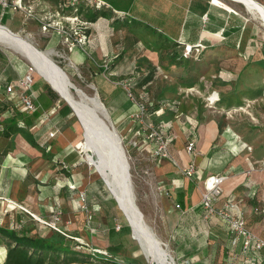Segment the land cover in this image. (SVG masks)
<instances>
[{
	"label": "rangeland",
	"instance_id": "374dc122",
	"mask_svg": "<svg viewBox=\"0 0 264 264\" xmlns=\"http://www.w3.org/2000/svg\"><path fill=\"white\" fill-rule=\"evenodd\" d=\"M209 2H211L210 5H206ZM111 5L114 6V4ZM53 7L49 6L48 8L52 10ZM150 14L159 17L167 15L177 21L185 19L188 14L187 26L194 29L198 28V30L204 29L203 26H205L210 31L204 30V35L199 40L200 45L208 44L210 42L209 35L212 36V34L220 36L218 38L219 42L217 45L206 49L199 46L193 47L192 44H188V48L185 44L183 47L173 48L166 56L175 57L176 54L181 53L184 61L189 58L192 62V66L188 64H185V67L180 66L179 69L181 70L174 69L176 66H162L161 64L152 66L149 60L142 57L136 56L135 59L136 52L134 51L126 52V55L131 54V58H134L135 61H132L133 65L131 67L124 68L119 65L116 66L114 62L119 55L124 54L121 47L125 44L143 41L142 37L143 39L147 38L144 35L141 37V33H145L146 29L127 25L128 23L125 24L124 21L127 19V15L122 19L120 17L115 20L113 19L115 17L113 13L110 18H107L104 30L96 28L100 24L98 22L100 19L96 20L95 27L91 29L92 31L95 28L93 41L90 40L85 44V49H83L80 56H77V52L68 50L64 42L55 43L51 41L56 47H48L52 45L51 42L46 46L50 40V33H45L36 21H25L21 13H15L6 23L16 31H19L22 27L19 34L26 37L37 48L53 50L51 56L54 61L66 71L75 85L90 95L96 93L101 98L97 81H104V87L117 88L123 96V82L131 84L133 80L136 82L141 81L150 73V70H155L156 74L151 85L149 84L147 87L140 89L139 94L141 98L148 102L147 120L156 126H158V123L154 119L157 118L155 117L157 111L152 110L150 112V110L155 106V98L161 92V88H164L160 95L161 100L167 98L169 101L176 100V97H173V99L167 97L172 95L168 87L177 85L174 79L175 76L169 69L175 71L174 73H178L177 75L187 73L186 76L195 77L196 82L193 85L185 86L177 91V94L181 95V98H179L180 103L183 102L182 104H184L186 102L188 107V109L180 108L178 114L182 115L186 111H190L194 113L193 117L201 119L204 117L203 114L207 108L211 109L212 115L218 114L221 127L224 125L226 128V132L223 131L222 133H229V143H225L223 156L220 160L223 166L231 163L230 171L235 175H241L244 172H249V174L254 172L257 175L263 174L261 183L264 185V68L256 66L254 59L248 61L247 58L248 52L255 58L264 53V26H262L260 19L255 13L247 10L243 4L232 0H150ZM228 26L234 27L233 29H227ZM222 28L225 32L221 33L220 29ZM254 30L256 35L252 36ZM99 33H103L105 38L100 39ZM191 37L196 38V34L194 33ZM0 47L22 59L27 65V70L32 74L43 77L34 69L27 58L2 44H0ZM216 48L218 50L214 51ZM147 53L149 55L150 51ZM165 54L166 52L163 51L162 55ZM148 55L147 57L150 59ZM166 59H164L165 64L168 61ZM190 66L193 68V75H189L188 69H190ZM121 72H123V75H120ZM51 89L59 102L67 104L56 90ZM222 93L223 98L221 97ZM173 96L175 95L173 94ZM101 100L108 109L106 102L102 98ZM73 111L72 109L69 114V129L74 134L77 149L83 155L80 166L85 167L89 176L97 178L102 187V192L106 196L115 200L103 179L96 176L94 167L89 165L84 158V152L89 151V149H85L82 144V129ZM107 122L117 129L122 138V145L130 166L136 202L148 223L152 225L158 236L166 243L164 247L173 256L166 238L169 233L167 213L170 207L167 199H165L166 193L163 182L158 177L160 158H154L151 155V145L148 142L145 143L141 136L125 133L120 125L121 123L113 118L109 109ZM51 132H55L54 135H51ZM57 132L58 130L55 131V129L50 131L48 138H53ZM190 138H193L197 143L196 132H193ZM186 144L187 140L183 142L184 148ZM48 148L52 150V145ZM195 150L190 153H194ZM26 164L24 163V166L28 167V170H32L31 166ZM61 165L64 164L59 159L44 160L42 158L38 160L33 170L38 188L42 190L48 186L55 178L56 168H61ZM70 187L73 188L74 185L70 184ZM80 197L81 199L85 198L84 191L80 192ZM8 204L27 214L23 218L24 224L29 225L31 222L35 224L33 234L36 233L41 236H50L54 233L62 234L66 237L67 244L72 246L75 252L78 253L77 259L68 260L61 255L55 263H49L48 261L46 264H152L146 258L137 241L131 237V233L123 232L121 234L122 238L117 237V241H110L112 246L118 247L117 251H114L110 249L109 237L104 240L102 236H99L101 234L98 232V226L93 224V217L90 215L86 216L85 223L87 226L85 228L81 229L79 224H77V227H73V221L65 215L66 212L61 202L59 205L63 215L56 223H53L52 216V209L57 206L54 201L50 204L44 201L39 202L38 211L34 209L33 205H27L26 202L18 200H8ZM20 204L30 213L21 209ZM80 208L89 211L86 204L80 205ZM118 215L117 219L114 220V226L117 230H120L124 226H128V222L120 208L118 209ZM94 253L101 254L104 258H99ZM237 256L238 258L235 257V259L241 261V258L239 259L240 254ZM173 259L174 264H182L174 257Z\"/></svg>",
	"mask_w": 264,
	"mask_h": 264
},
{
	"label": "crops",
	"instance_id": "0c3cea01",
	"mask_svg": "<svg viewBox=\"0 0 264 264\" xmlns=\"http://www.w3.org/2000/svg\"><path fill=\"white\" fill-rule=\"evenodd\" d=\"M104 1L120 14L127 15L126 17L130 16L138 20H147V23L148 21L150 22V0ZM258 1L264 4V0ZM210 3L206 5H210ZM111 4H114V6ZM12 17L0 15V24L13 30L6 23ZM185 19L188 21V14ZM106 20V18H100L98 20L100 24L96 28L104 30ZM93 27H95V24H93ZM233 27L228 26L227 29H233ZM203 28L201 30L190 26L183 28L180 34V41H189L195 33L196 38H191L195 46L206 49L217 45L220 36L215 34L209 35L210 42L208 44H199L201 36L204 35V30L210 32L205 26ZM94 30L90 33L89 41H93ZM220 30L221 33L225 32L223 28ZM13 31L19 33L22 31V27L19 31ZM98 35L100 39L105 38L103 33ZM143 35L147 38L143 39ZM141 37L143 41L125 44L121 47V51L124 54L119 55L115 59L116 66L131 67L133 65L132 61H135L136 56L149 60L152 66L162 63L160 52L150 49V32L146 30L145 33H141ZM53 39L54 37L49 41ZM179 46L183 47V45ZM48 47L53 48L55 46ZM217 50L218 48L214 51ZM129 51L136 52L135 59L131 58V54L126 55V52ZM148 51H150L149 55ZM74 52H77V56L82 53L77 50ZM247 58L248 61L254 59L256 66L264 68V53L255 58L248 52ZM170 66H176L174 69L180 68V66L173 64ZM169 71L172 74H176L174 73L175 71ZM27 72V65L22 59L0 47V99L7 96L5 94L7 84L14 82L20 88L19 80ZM122 73L120 75H123ZM101 84L105 91V102L109 112L115 120L121 123L120 125L125 133L133 134L134 124L130 121L133 108L128 102L125 93L123 92V96H121L117 88L104 87V81H101ZM180 88L183 87L180 85L173 86L172 95L167 96L170 99L176 97V100L165 102L154 109V111H157V116H155L157 118L154 121L158 123L160 128L162 127L165 135L171 136L169 149L172 157L160 158V163L158 164V177L163 182V188L166 193L165 199H167L171 208V210H169L170 208L168 209L167 213L169 233L166 235L171 253L182 264H252L246 260L237 261L235 259V257L238 258V254H240L239 259L241 258V246L230 244L232 233L226 227V223L216 216H205L206 210L202 205V180L186 177L181 169L192 160L196 164L198 174H202V176L208 174L225 175L221 183L223 194L214 201V206L221 207L226 202H229L233 205L230 211L233 214L242 211L248 228L262 238H264V185L261 183L263 174L257 175L254 172L250 174L249 172H244L241 175H235L230 171L231 163L223 166L220 160L223 156L225 143H229V133H222L226 128L224 125L221 127L218 114L212 115L210 108L204 111V117L201 119L193 117L194 113L190 111L179 115L180 108L188 109L186 102L184 104H182L183 102L180 103L179 98H181V95L177 94ZM33 89L35 93L34 100L38 105L37 111L39 110L43 115L44 112L54 109V113L50 120L46 122H41V115L37 118L34 115L28 116L31 121L27 124L24 123L22 130H28L30 138L37 139L40 146H44V142H50L52 150H49V152L52 154V158L44 157L42 152L33 146L22 132L10 136L0 135V227L11 228L27 216L20 209L10 206L8 200L26 202L27 205H33L36 211H38V203L41 201L48 204L54 201L59 208L61 202L66 212L65 215L73 221V227H77V224H79L81 229L85 228L87 226L85 223L86 216L90 215L93 217V224L98 226V232L101 234L99 236H102L104 240L109 237L108 241L111 247L110 241L115 242L117 237L122 238L121 234L124 232V227L117 230L114 226V220L119 216L117 202L115 204V200L106 196L102 192V187L97 178L89 176L85 167L80 166L83 155L77 149L74 134L69 127L61 128L64 123H58V121L64 120L65 117L69 118L63 108L65 104L59 102L43 77L34 75ZM221 97H224L223 93ZM11 98L20 104L17 95ZM197 113L199 114V112ZM54 129H58V132L53 138H48V133ZM193 132L197 134L196 150L194 153H188L183 146V142L188 140ZM42 158L44 160L59 159L64 165H61V168H56L55 178L41 190L37 186L38 183L33 170L36 167L35 163ZM24 163H27V166H31L32 170H28ZM70 184H73L74 187L71 188ZM81 191L85 192L84 199L80 197ZM82 204H86L89 207V211L81 209L80 205ZM34 225L33 222L29 225L24 224L26 228L31 229L30 233L35 230ZM0 253V264H2L7 253L6 239L3 238H0ZM262 255L264 262V249L262 250ZM253 256L254 254H249L247 259L252 261Z\"/></svg>",
	"mask_w": 264,
	"mask_h": 264
},
{
	"label": "built area",
	"instance_id": "2783aa9c",
	"mask_svg": "<svg viewBox=\"0 0 264 264\" xmlns=\"http://www.w3.org/2000/svg\"><path fill=\"white\" fill-rule=\"evenodd\" d=\"M49 6L54 7L51 10L48 8ZM89 7L101 9L108 7V5L104 0H0V15L12 17L15 13H21L25 21L33 20L40 24L41 29L45 33H50V39L54 35H57L60 39L59 41L64 42L68 50L71 51L75 45H78L83 50L85 49V44L89 42L91 29L94 24L83 13L84 9L87 10ZM81 8L83 9L82 12L80 11ZM188 47L189 45H187ZM30 69L32 68L30 67ZM33 80L34 76L32 72L28 71L19 80L20 88L14 82L7 84L5 87L7 97L11 98L17 95L20 101V108L26 113H32L37 109L34 100L35 93L31 90ZM122 85L137 109L131 115V122H138L145 126V130L137 129L133 134L141 136L145 143L148 142L151 145L150 152L154 158H171L169 149L171 136L165 135L162 127L160 128V126H156L147 120L146 110L148 106L146 102L136 96L129 84L123 82ZM53 113L54 109L44 112L40 118L41 122L46 121ZM57 130L55 129V131ZM54 133L51 132V135H54ZM195 147V140L189 138L185 147L186 151L190 153L195 150ZM181 171L188 178L202 180V205L206 210L205 216H216L226 223L229 231L232 233L230 244L241 246V259L252 264H264L262 258L264 238L256 235L248 228L243 212L239 211L237 214H233L230 211L233 205L229 202H226L221 207H216L213 204L222 195L223 189L221 183L225 177L217 174L205 176L198 174L194 161H190ZM20 207L28 212L21 204ZM52 213L53 223L60 220L63 215L62 210L57 206L52 209ZM23 226L24 220H20L15 225L18 229ZM249 254H254L252 261L247 259Z\"/></svg>",
	"mask_w": 264,
	"mask_h": 264
},
{
	"label": "trees",
	"instance_id": "16d2710c",
	"mask_svg": "<svg viewBox=\"0 0 264 264\" xmlns=\"http://www.w3.org/2000/svg\"><path fill=\"white\" fill-rule=\"evenodd\" d=\"M80 11L82 12L83 9L81 8ZM85 17L92 22H95L96 20L100 18H110V16L114 13L115 17L113 19H118L121 17V19L125 16V14H120L118 11L114 10L111 7H103L101 9H97L95 7H89L87 10L84 9L83 11ZM125 24L131 25L133 27L136 26V28H145L150 32V49L156 50L160 52V59H161V65L162 66H170V65H178L185 67V64L191 65V60L189 58H186L184 61L182 58V54H176L175 57L166 56L171 52V50L179 45H194V42L190 38L189 41L181 42L180 41V34L183 28L187 27V20L182 19L181 21H177L173 18H169L166 16H156L150 14V22L147 20H138L135 18H131L130 16L127 17V19L124 21ZM252 36L256 35V31L254 30L251 34ZM54 39L52 42L59 43V37L57 35L53 36ZM49 41L48 43H50ZM51 42V43H52ZM57 45V44H56ZM51 46H55L53 43ZM56 47V46H55ZM180 47V46H179ZM83 51L78 45H75L74 48L71 51ZM163 51L166 52L165 55H162ZM167 58V59H166ZM164 59L166 61H170L168 64H165ZM192 66V65H191ZM190 66V69H188L189 75H193V68ZM170 70V69H169ZM156 71L150 70V73L147 74L141 81H132L131 88L133 89L134 93L137 97L141 98L140 96V89L147 87L149 84L151 85L152 81L154 80ZM175 75V80L177 82V85H180L182 87L193 85L194 82H196V78L191 76H186V74L183 75ZM34 76V74H33ZM189 77V78H185ZM193 77V78H192ZM165 81V80H163ZM99 85V90L101 94V98L105 101V91L103 87L101 86V82L97 81ZM48 84V83H47ZM33 84L31 86V90L33 89ZM49 85V84H48ZM122 92L125 93V96L128 100V102L131 104L133 110L131 112V115L136 112V106L131 101L130 97L127 94V91L122 87ZM164 88H161V92L157 94L155 98V106L151 108L150 112L157 107L163 105L165 102H169L168 99L161 100V94L164 91ZM168 89L171 91L173 90V86H169ZM52 90V89H51ZM123 99V97H121ZM160 98V99H158ZM143 99V98H141ZM144 100V99H143ZM148 106V102L144 100ZM12 98L5 97L3 99H0V135L10 136L12 134L22 132L23 135L28 139V141L38 148L42 155L46 158H52V154L49 152V146L51 145L50 142H45L44 146H40V144L37 142V139H31L30 138V132L28 130H22V125L29 123L31 120L28 118V116L34 115L36 118L39 115H42L41 112H39L38 105L37 109L32 113H26L24 110L20 108V104L18 102H15ZM151 103V102H150ZM107 105V104H106ZM64 110L69 115L70 111L72 110L71 107L67 104L64 105ZM131 115H130V121H131ZM146 117H148V107L146 110ZM69 118L65 117L64 120L58 121V123H64L61 125V128L69 127ZM134 124V131L137 129L145 130V126L142 124H139L138 122L133 123ZM31 229L26 228V226H23L22 228H16L15 226L11 228H3L0 227V238L6 239L7 243V253L6 258L2 264H46L48 261L49 263H55L58 258L63 255L64 259H77L78 253L75 252V250L72 248V246H69L66 242V237L62 234H51L50 236H41L36 233H30ZM124 232L131 233L130 226H124ZM117 246H111V250L117 251ZM99 253V252H98ZM94 253L97 257L104 258L103 255Z\"/></svg>",
	"mask_w": 264,
	"mask_h": 264
},
{
	"label": "bare ground",
	"instance_id": "6f19581e",
	"mask_svg": "<svg viewBox=\"0 0 264 264\" xmlns=\"http://www.w3.org/2000/svg\"><path fill=\"white\" fill-rule=\"evenodd\" d=\"M232 1L241 3L238 0ZM241 1L247 5L251 12L258 16L262 26H264V4L258 0ZM0 44L27 58L34 69L54 87L60 97L72 106L73 112L76 114V120L82 129V144L85 149H89V151L84 152V158L89 165L94 167L96 176L103 179L112 196L119 201L120 209L126 221L133 228L131 237L137 241L146 258L152 264H174L173 256L164 247L166 243L160 239L152 225L148 223L137 202L135 201L134 205L130 197L125 194L115 160L108 151H106V159L103 158L97 147V143L102 140L95 134V120L100 122V119L103 118L112 129L107 122L108 112L102 106L98 95L96 93L93 95L88 94L70 80L71 84L60 69V65L52 58L51 53L53 50H41L26 37L1 25Z\"/></svg>",
	"mask_w": 264,
	"mask_h": 264
},
{
	"label": "water",
	"instance_id": "95a60500",
	"mask_svg": "<svg viewBox=\"0 0 264 264\" xmlns=\"http://www.w3.org/2000/svg\"><path fill=\"white\" fill-rule=\"evenodd\" d=\"M238 1L243 3L245 5V8L247 10H249L247 5L243 1H241V0H238ZM0 25L7 28L3 24H0ZM59 67L62 70V72L66 75L69 82L72 84V82L70 81V78H69L68 74L66 73V71L61 66H59ZM50 87L54 89V87L51 84H50ZM98 99L100 100L102 106H104V108L108 112V109L105 106L104 102L101 100L100 96H98ZM68 105L72 108V106L70 104H68ZM94 126H95L94 127L95 134L97 135L98 138H100L102 140L100 143H97V147L101 151L102 157L106 159V151H108L110 153V155L113 157V159L115 160V163H116V167H117V169L120 173V176H121V186L123 187L125 194L130 197L133 204L135 205L136 196H135L133 186H132L130 166H129L127 155H126L125 150H124L123 145H122V138H121L120 134L118 133L117 129L114 126L111 125L112 129H110V126L105 122V120L103 118L100 119V122L95 120ZM113 198L115 199L116 202H118L117 203L118 207L121 208L119 201L115 197H113ZM136 207H137V205H136ZM128 225L131 228V232H133V228H132L131 224H128Z\"/></svg>",
	"mask_w": 264,
	"mask_h": 264
}]
</instances>
